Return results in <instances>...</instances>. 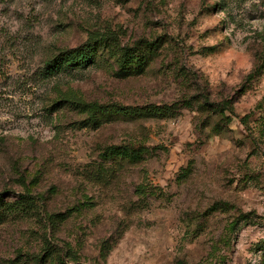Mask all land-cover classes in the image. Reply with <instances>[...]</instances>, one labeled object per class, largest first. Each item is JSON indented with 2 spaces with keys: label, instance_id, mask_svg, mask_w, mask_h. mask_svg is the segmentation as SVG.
I'll return each mask as SVG.
<instances>
[{
  "label": "rangeland",
  "instance_id": "1",
  "mask_svg": "<svg viewBox=\"0 0 264 264\" xmlns=\"http://www.w3.org/2000/svg\"><path fill=\"white\" fill-rule=\"evenodd\" d=\"M0 264H264V0H0Z\"/></svg>",
  "mask_w": 264,
  "mask_h": 264
},
{
  "label": "trees",
  "instance_id": "2",
  "mask_svg": "<svg viewBox=\"0 0 264 264\" xmlns=\"http://www.w3.org/2000/svg\"><path fill=\"white\" fill-rule=\"evenodd\" d=\"M93 60V55H92V48L88 47L87 49H80V50H75L68 54L67 58L62 61H52L49 62L47 65L48 73H55L59 70H61V64L65 65H72V66H77V67H84L87 63H91ZM94 107V106H93ZM99 110H106L104 106H99ZM98 106L94 108H99ZM112 111L116 112H129L131 111L128 108H123V107H110ZM143 152V149L139 148H131L128 146H121V147H109L106 149L104 156L106 158H113L117 156L120 158L119 160H137L141 158V153Z\"/></svg>",
  "mask_w": 264,
  "mask_h": 264
}]
</instances>
